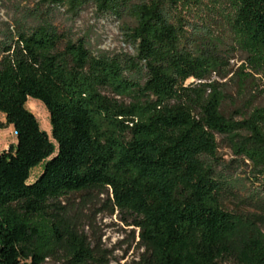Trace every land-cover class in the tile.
Returning <instances> with one entry per match:
<instances>
[{"label": "trees", "instance_id": "1", "mask_svg": "<svg viewBox=\"0 0 264 264\" xmlns=\"http://www.w3.org/2000/svg\"><path fill=\"white\" fill-rule=\"evenodd\" d=\"M131 1L40 4L74 16L87 4L100 15L129 13L133 56L92 55L81 40L60 49L56 29L34 20L0 34V128L11 126L16 139L0 152V264H44L57 249L70 264H105L51 212L60 197L89 188L131 217L145 247L136 264H264V201L250 196L258 212L246 220L226 211L221 196L235 184L217 154L224 137L264 186V107L226 118L206 82L214 54L194 50L165 0ZM231 1L233 31L264 66V0ZM30 98L46 108L50 136L26 108Z\"/></svg>", "mask_w": 264, "mask_h": 264}, {"label": "rangeland", "instance_id": "2", "mask_svg": "<svg viewBox=\"0 0 264 264\" xmlns=\"http://www.w3.org/2000/svg\"><path fill=\"white\" fill-rule=\"evenodd\" d=\"M151 0H132L131 4ZM172 3H171V2ZM174 2V3H173ZM169 18L187 30L195 51L208 50L218 64L213 65L206 82L216 88L220 112L228 119H246L256 107H264V66L258 63L248 46L235 34L231 22L236 7L231 0H165ZM51 24L62 36L59 48L67 41L81 40L92 55L133 56L132 44L127 38L128 30L135 27V20L129 13L120 17L100 15L87 4L78 15H71L65 8H46L40 0H0V34L9 27L15 30L16 23L30 27L34 23ZM186 81V84L193 82ZM128 102V98L112 96ZM26 108L35 116L41 130L51 134L49 114L44 105L35 99H28ZM3 117L0 116V119ZM244 134V133H241ZM13 128L0 131V152L14 146ZM217 154L223 161V168L235 186L233 192L221 196L223 208L249 219L258 212L250 196L264 201V186L253 177L248 161L234 156L231 144L224 137H217ZM42 167L32 170L30 182L40 173ZM107 195L100 189H86L60 197L54 202L53 214L66 225L85 235L94 248V257L105 264H136L145 247L138 238V231L130 226L131 217L118 210L111 211ZM264 234V226L260 227ZM44 264H70L65 252L57 249ZM218 264H237L231 258Z\"/></svg>", "mask_w": 264, "mask_h": 264}, {"label": "crops", "instance_id": "3", "mask_svg": "<svg viewBox=\"0 0 264 264\" xmlns=\"http://www.w3.org/2000/svg\"><path fill=\"white\" fill-rule=\"evenodd\" d=\"M0 116L3 117L2 119H0V122H1L2 124H4V123H5L4 115L0 113ZM8 127H10V126H8ZM1 130H2V129L0 128V131H1ZM15 143H16V140H15L14 144H15Z\"/></svg>", "mask_w": 264, "mask_h": 264}, {"label": "built area", "instance_id": "4", "mask_svg": "<svg viewBox=\"0 0 264 264\" xmlns=\"http://www.w3.org/2000/svg\"><path fill=\"white\" fill-rule=\"evenodd\" d=\"M14 134H15V132H14Z\"/></svg>", "mask_w": 264, "mask_h": 264}]
</instances>
